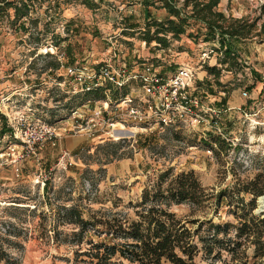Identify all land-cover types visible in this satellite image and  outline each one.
<instances>
[{
	"label": "rangeland",
	"instance_id": "1",
	"mask_svg": "<svg viewBox=\"0 0 264 264\" xmlns=\"http://www.w3.org/2000/svg\"><path fill=\"white\" fill-rule=\"evenodd\" d=\"M4 1L0 0V245L8 256L0 264H84L85 257L77 251L88 247L87 240L100 238L89 233L79 243L74 235L78 226L58 209L75 206L88 219L115 207L134 217L133 205L141 200L149 178L170 166L195 170L213 192L258 172L256 162L264 154V0H221L227 15L260 17V35L235 42L237 56L226 65L219 64V52H210L212 46L224 44L205 41V26L194 20L169 48L143 41L140 27L132 28L157 16L159 0H92L94 8L84 0H24L30 14L19 21ZM15 1L21 5L23 0ZM204 50L209 53L206 62L201 59ZM180 56L195 68L193 93L207 111L203 115L209 123L196 128L122 122L116 108L122 91L113 97L111 86L106 97L84 100L79 94L86 91H78L67 74L69 66L98 68L108 59L119 71L125 70L123 75L138 74L147 71L141 66L147 58L151 72L171 75ZM57 63L60 66L54 68ZM206 65L221 68L220 77L208 73ZM129 86L138 88L140 81ZM211 133L232 146L216 154L207 145ZM245 197L249 200L251 195ZM260 197L256 214H264ZM176 210L193 219L236 222L226 203L218 212L214 207L192 212L188 205ZM252 248L247 245L249 254ZM113 262L131 264L118 256ZM195 264L226 263L200 254Z\"/></svg>",
	"mask_w": 264,
	"mask_h": 264
},
{
	"label": "trees",
	"instance_id": "2",
	"mask_svg": "<svg viewBox=\"0 0 264 264\" xmlns=\"http://www.w3.org/2000/svg\"><path fill=\"white\" fill-rule=\"evenodd\" d=\"M159 1L161 5L158 7L165 8L169 16L163 20L146 19L143 27L138 25L132 29L140 27L141 39L148 44L155 42L162 49L169 48L173 39L186 34L187 27L194 20L205 26V41L224 44L223 47L212 46L211 51L219 52V64L226 65L237 56L233 46L235 42L261 33L258 30L260 17L250 19L227 15L218 9L220 0ZM4 2L6 9L14 8L17 21L30 14L29 4L24 0L21 5L15 0ZM84 3L91 8L96 7L92 0H84ZM146 3L150 5L148 1ZM54 65L58 68L60 63ZM205 70L218 79L222 69L217 65H206ZM130 84L119 89L122 91L120 95L128 91ZM109 88V84L96 87L79 96L82 95L84 100L104 98ZM119 90L113 88L112 96L116 97ZM175 137L180 135L176 132ZM209 137L207 145L216 154L218 149L227 151L232 146V142L221 135L211 133ZM258 159V172L247 178L237 177L230 186L218 192L205 187L193 169L176 171L174 166L163 169L149 178L141 200L133 205L134 217L114 210L115 207L101 209L88 219L75 206H64L58 212L78 226L79 230L74 235L79 237V243L82 244L89 233L100 238L98 241L87 240L88 247L77 251L85 257L81 260L84 264H113L116 256L131 264H195L200 254L226 264H262L264 214H256L255 209L257 199L264 195V154ZM245 195H251V198L247 200ZM223 203L230 206L229 212L236 222L214 223L212 219H193L176 210V207L188 205L192 212L207 207H214L218 212ZM2 240L9 241L8 237ZM247 245L253 247L251 254L247 252ZM7 256L3 245H0V260Z\"/></svg>",
	"mask_w": 264,
	"mask_h": 264
},
{
	"label": "built area",
	"instance_id": "3",
	"mask_svg": "<svg viewBox=\"0 0 264 264\" xmlns=\"http://www.w3.org/2000/svg\"><path fill=\"white\" fill-rule=\"evenodd\" d=\"M206 57L209 58L208 50L202 53L203 62H206ZM152 67L151 64L145 72L123 75L121 71L125 70L119 71L112 59H108L98 68L86 64L69 66L67 74L76 81L81 92L107 83L120 89L129 82L140 81L138 88L130 87L116 100V108L122 112V122L160 128H196L202 123L208 124L203 115L207 111L193 93L194 67L181 65L171 75L151 72ZM74 117L78 120L81 114L75 112ZM116 123L111 125L114 127Z\"/></svg>",
	"mask_w": 264,
	"mask_h": 264
},
{
	"label": "crops",
	"instance_id": "4",
	"mask_svg": "<svg viewBox=\"0 0 264 264\" xmlns=\"http://www.w3.org/2000/svg\"><path fill=\"white\" fill-rule=\"evenodd\" d=\"M218 9L221 10V11H224L225 13L227 11L226 10V6L224 4H222L221 0H220L219 5H218ZM155 10L157 11V16L153 15L154 18H157L159 20H163V19H165V18H167L169 16V13H168V11L165 8L159 7V9L156 8ZM148 19H151V17L148 18ZM200 24L201 23H199V25H197V26H200ZM198 46H200V45H198ZM180 53H186V52H180ZM145 59H146L147 62L141 63V66H143V68H148L151 65V63L148 62L147 58H145ZM176 59H177V61L175 63L178 65V67L181 66V65H191V62L185 56H180V57H178ZM133 83L137 84L138 81H133Z\"/></svg>",
	"mask_w": 264,
	"mask_h": 264
},
{
	"label": "bare ground",
	"instance_id": "5",
	"mask_svg": "<svg viewBox=\"0 0 264 264\" xmlns=\"http://www.w3.org/2000/svg\"><path fill=\"white\" fill-rule=\"evenodd\" d=\"M259 202H260L261 204H263V203H264V197H260Z\"/></svg>",
	"mask_w": 264,
	"mask_h": 264
}]
</instances>
